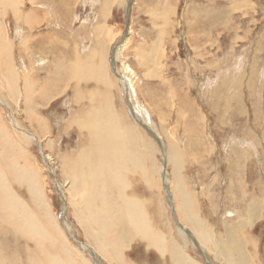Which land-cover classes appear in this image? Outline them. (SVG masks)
I'll use <instances>...</instances> for the list:
<instances>
[{
	"label": "rangeland",
	"instance_id": "obj_1",
	"mask_svg": "<svg viewBox=\"0 0 264 264\" xmlns=\"http://www.w3.org/2000/svg\"><path fill=\"white\" fill-rule=\"evenodd\" d=\"M118 1L14 0L16 6H6L1 21L11 43L9 65L16 72L13 80L1 81L0 77V99L5 103L0 104V131H7L14 143H18L17 138L21 143L15 147L16 152L0 144V160L5 161L0 162V170L7 169L13 176V169L27 165L35 169L51 215L59 221L65 240L77 248L63 226L62 199L53 170L66 180L62 163H70L72 156L67 152L81 147L83 138L78 131L81 128H77L80 126L69 121L88 110L89 98L108 94L115 110L133 123L132 113L136 111L141 135L157 151L154 159L161 173L156 174V192L160 193L156 195L171 223L169 234L180 244L183 256L196 264L208 261L204 254L216 264H252L249 257L254 264H264V208L260 200L264 198V185L255 192L252 209L258 216L252 221L237 220V195L219 192L225 187L237 191V180L226 181L227 169L232 166L227 162L230 156L237 158V176L244 177L238 181L239 186L252 188V182L264 179V0ZM74 61L97 63L96 73L104 69L113 84L99 86L103 82L97 79L98 73L90 78L81 76L84 73L72 79L68 78L70 73L62 76L61 67L76 64L71 63ZM2 70L0 66V73ZM124 80L129 81L128 91ZM24 85L32 88L30 103ZM106 86H110L107 93ZM29 112H33V120ZM9 113L21 128L39 139L29 141L16 130ZM36 143H41L44 150ZM164 150L170 161L181 166L183 178L181 188L175 189L170 183L168 187L177 197L181 190L192 199L195 196L194 212L199 221L194 223L213 242H204L197 236V229L189 225L201 243L196 246L174 226L176 201L169 205L167 186L161 178L162 173L173 170L171 163H165ZM134 183L136 192H140ZM131 186L126 189L128 194L133 192ZM16 190L23 197V190ZM140 193L148 194V190ZM67 196L69 199V192ZM145 207L152 215L151 206L146 203ZM67 214L79 238L87 242L70 209ZM133 241L124 245V258L130 264H171L165 257L156 260L164 256L160 252ZM247 241L248 250L243 253L241 245ZM4 248L10 249L11 244L4 243ZM21 258L16 262L20 264Z\"/></svg>",
	"mask_w": 264,
	"mask_h": 264
},
{
	"label": "bare ground",
	"instance_id": "obj_2",
	"mask_svg": "<svg viewBox=\"0 0 264 264\" xmlns=\"http://www.w3.org/2000/svg\"><path fill=\"white\" fill-rule=\"evenodd\" d=\"M108 1L110 2V0ZM112 3L116 2L110 4ZM11 5L16 6L14 0H0V66L3 69L0 73L1 81L3 79L13 80L16 72L15 68L13 69L9 65V63H12L10 62L11 43H9L10 38L8 39L7 30L1 21L2 12L5 11L6 6ZM98 31L100 30L98 29ZM102 34L106 37L105 33ZM70 54L72 53L70 52ZM100 57L97 59H102ZM71 63L77 65H65V61L64 66L61 67V72L58 68L60 73L65 74L62 76L70 73L68 78L72 79L80 76L79 73H84L81 76L90 78L97 76L98 73L97 79H101L102 81H100L103 82L97 81L99 86L105 83V85L113 84L110 78L105 77L104 69L103 71L99 69V72L96 73L97 65L91 66L90 63L92 62L77 63L74 61ZM114 72L119 74L117 66H114ZM15 80L17 81V79H14L17 84ZM65 81H67V78ZM127 82L129 81L124 80V83ZM23 88L27 91L28 102H32L31 95L33 91H31V86L24 85ZM126 89L129 90L128 83ZM46 90L48 91V89ZM109 90L110 86H106L105 92L107 93ZM24 98L26 99V96ZM93 99L89 98L93 103L91 101V104L88 105L89 108L87 107L88 110L80 115L81 117L76 114L69 121L71 125L74 123L76 126H80L77 128L83 129H78L80 137L83 136V138L81 137V147L78 146L71 152L66 151L68 156H72L68 159L69 164L64 166L62 163V169L64 170L62 174L67 177L66 180L62 181L57 172L53 170L56 178L55 186L62 199V217L65 220L63 226L69 235L73 237V245L77 248L65 240L61 229L58 227L59 221L57 223L54 219L55 214L51 215L44 198L45 193H43L40 185L42 182H40L39 174L35 172V169L28 168V165L22 169H13V176L7 174V169L0 170V250L2 251H0V264H5V262L7 264H19L16 262L18 257H23L20 264H104V261L108 264H130L124 258V245H130L133 237H136V240L134 239L132 244H141L146 249L153 248L160 252L162 256L164 255L163 257H156V260L161 261V258L165 257L164 259H169L171 264H196L197 261L191 260L189 262V259L183 256L180 244L175 239L173 240L169 234L168 229L171 223L163 215L162 203L159 200L160 197H158L160 193L156 192L157 187H159L157 186L158 183H155V179L158 180L156 174L161 173L158 167L156 168L157 164L154 159L156 149L141 135L140 126L137 122L139 117L135 113L136 111L132 113L136 120L133 123L129 119L127 120V116H122L120 110L118 112L115 110L117 107L114 108L108 94L104 98L96 95ZM0 104L5 105L1 99ZM8 115L14 128L29 138V141L32 138H37V134L35 135V133L25 130V128H21L17 121L13 120L15 117L12 116V119L11 113ZM28 116L33 120V112H29ZM16 140L21 143L18 138ZM50 142L52 141L50 140ZM0 144L6 146L8 150L16 152L15 147L17 144L14 143L7 131H0ZM37 145L40 146L42 151L44 150L41 143ZM19 151L17 152L20 153ZM163 152L165 163H171V168H173L171 172L169 171L170 173L168 171L162 173L161 178L162 183L164 185L166 183L167 186L166 193L169 194V205L171 206V203L174 200L176 201V203L174 202L176 204L175 210H172L174 226L177 225V231L181 236L192 238L196 246H201V243L196 239L189 225L197 229V236L203 241L213 242V238L209 237L207 239L197 224L194 223L199 221L198 215L194 212L195 196L194 200L188 192L181 190L177 197L176 191L168 187L170 183L175 189L181 188L180 179L183 180V178L181 176V166H177L175 160L170 161L165 150ZM19 156L17 155V157ZM43 156V159L46 158L48 162L46 154ZM0 162L1 164L5 163L4 159H1ZM127 180L132 185V194L126 192L130 185ZM134 182L141 189L140 192L147 189L148 194L136 192ZM16 188L23 190V193H25L23 197L20 195L21 193L17 192ZM67 192L70 193L69 199H67ZM155 200L156 205L154 207ZM146 203L151 206L152 212L154 211L152 215L147 214L149 210L146 211ZM69 209L82 229V235L87 239V242L79 238L77 231L71 225L72 222L70 223L67 214ZM7 242L11 244V248L5 250L4 243ZM23 244L25 246H22ZM201 250L204 251L203 248ZM87 253L90 255L89 258ZM204 255L205 258H208L205 264H216L210 257ZM166 263L164 262V264Z\"/></svg>",
	"mask_w": 264,
	"mask_h": 264
},
{
	"label": "crops",
	"instance_id": "obj_3",
	"mask_svg": "<svg viewBox=\"0 0 264 264\" xmlns=\"http://www.w3.org/2000/svg\"><path fill=\"white\" fill-rule=\"evenodd\" d=\"M94 54V53H93ZM91 54V56L93 55ZM91 66H96L97 63H90ZM97 69V68H96ZM95 69V70H96ZM56 73H57V70H56ZM235 107V106H234ZM236 152H237V148H235ZM228 165H232L231 167H229L227 169V173H226V181H230L231 179H234V180H237V191H230V189L227 190V187L223 188V191H219L221 194L220 195H224V196H230V195H237V211L234 212L235 216L237 214V220H240V221H245V220H249V221H252L254 219H257V216H258V213L257 211L253 210L252 209V206H254V197L257 193L255 192H259V187L262 185H264V179L263 178H258L259 180H257V183L254 184V182H252V185L253 187L251 188V186L249 185V188H244L242 186H239L240 183H238V181H243L244 177H241V176H237V158L235 157H228ZM226 159V160H227ZM247 181H248V178H247ZM264 188V186H263ZM261 200V209L264 208V198H260ZM225 213L227 214H230L229 211H226ZM231 217V216H230ZM234 217V216H232ZM247 242L245 243H242L241 245V249L243 251V253H247L246 250L247 249ZM249 261L254 264L253 262V257H249L248 258Z\"/></svg>",
	"mask_w": 264,
	"mask_h": 264
},
{
	"label": "water",
	"instance_id": "obj_4",
	"mask_svg": "<svg viewBox=\"0 0 264 264\" xmlns=\"http://www.w3.org/2000/svg\"><path fill=\"white\" fill-rule=\"evenodd\" d=\"M172 206H173V204H172Z\"/></svg>",
	"mask_w": 264,
	"mask_h": 264
}]
</instances>
